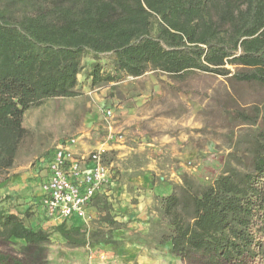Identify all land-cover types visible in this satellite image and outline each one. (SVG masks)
<instances>
[{
	"label": "trees",
	"instance_id": "obj_1",
	"mask_svg": "<svg viewBox=\"0 0 264 264\" xmlns=\"http://www.w3.org/2000/svg\"><path fill=\"white\" fill-rule=\"evenodd\" d=\"M87 53L115 56L114 72L92 65L93 85L155 70L232 74L264 86V0H0V184L28 135L25 112L79 95ZM254 123L244 169L230 164L208 184L185 178L162 199L164 241L184 264H264V109ZM57 228L85 244L80 226ZM13 239L33 248L50 234L0 209V246ZM0 264L27 263L0 248Z\"/></svg>",
	"mask_w": 264,
	"mask_h": 264
},
{
	"label": "rangeland",
	"instance_id": "obj_2",
	"mask_svg": "<svg viewBox=\"0 0 264 264\" xmlns=\"http://www.w3.org/2000/svg\"><path fill=\"white\" fill-rule=\"evenodd\" d=\"M114 57L85 54L79 95L50 98L25 112L29 132L0 184V209L48 231L50 241L27 248L13 239L0 248L27 264H184L164 241L170 226L163 197L185 178L208 184L230 164L244 169L240 163L247 161L259 130L254 119L264 109L263 85L232 74L193 72L179 78L155 70L93 85L92 65L114 72ZM73 138L80 152L106 148V162L116 170L88 218L66 221L68 228L81 227L83 245L69 243L57 228L63 222L46 219L37 203L39 163Z\"/></svg>",
	"mask_w": 264,
	"mask_h": 264
},
{
	"label": "built area",
	"instance_id": "obj_3",
	"mask_svg": "<svg viewBox=\"0 0 264 264\" xmlns=\"http://www.w3.org/2000/svg\"><path fill=\"white\" fill-rule=\"evenodd\" d=\"M106 113L112 115L113 111ZM74 143L73 138L59 144L39 163L42 174L37 203L48 220H86L94 202L115 179L116 170L106 162V148L78 152Z\"/></svg>",
	"mask_w": 264,
	"mask_h": 264
},
{
	"label": "crops",
	"instance_id": "obj_4",
	"mask_svg": "<svg viewBox=\"0 0 264 264\" xmlns=\"http://www.w3.org/2000/svg\"><path fill=\"white\" fill-rule=\"evenodd\" d=\"M76 151L80 152L79 150H76ZM83 152H87V151H83ZM91 209H92V208H91ZM91 209H90V210H91Z\"/></svg>",
	"mask_w": 264,
	"mask_h": 264
}]
</instances>
